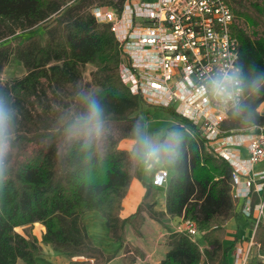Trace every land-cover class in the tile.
<instances>
[{
	"label": "trees",
	"instance_id": "1",
	"mask_svg": "<svg viewBox=\"0 0 264 264\" xmlns=\"http://www.w3.org/2000/svg\"><path fill=\"white\" fill-rule=\"evenodd\" d=\"M70 1L0 0V25L10 32L14 25L27 28L28 24L40 25L53 18L43 45L33 39L14 48L0 45V71L12 55L28 71L5 84L0 80V91L19 110L16 138L8 158L9 174L0 184V264H16L19 260L37 264L41 242L53 244L69 257L84 256L82 264H107L116 253H104L89 237L82 214L91 210H98L106 218L110 237L125 249V264H132L139 253L126 238V226L130 224L134 233L140 234L145 214L161 223L165 214L180 215L198 225L196 238L185 230L170 233V247L161 264L223 261L227 252L223 247L226 224L239 214L232 192L233 167L208 148L198 126L171 109L166 108L178 121L169 129L187 127L193 138L180 177L175 179L172 173L166 184V210L156 208L157 188L144 181L146 191L137 210L128 217L121 216L122 200L132 179H141V165L129 160L120 142L129 136L133 123L143 119L140 113L144 104L119 76L121 49L110 25L96 21L89 8L94 2L108 0ZM227 1L234 12L239 57L264 71V0ZM87 63L95 66L91 82L83 77ZM246 75L250 76V69ZM92 83L97 84L94 93L103 98L107 109L108 135L103 148L89 160L75 144L66 141L65 129L83 111L77 93ZM58 88L76 99L74 116H64ZM263 101L264 95L255 100L261 108L256 123L261 126ZM223 129L225 133L244 131L229 116ZM156 145L170 150L173 141L163 136ZM166 155L162 153L161 162ZM257 200H252L253 208ZM35 222L46 227L41 240L16 229ZM253 235L254 243L264 251L262 221ZM200 239L205 242L203 249Z\"/></svg>",
	"mask_w": 264,
	"mask_h": 264
},
{
	"label": "built area",
	"instance_id": "2",
	"mask_svg": "<svg viewBox=\"0 0 264 264\" xmlns=\"http://www.w3.org/2000/svg\"><path fill=\"white\" fill-rule=\"evenodd\" d=\"M89 8L96 21L110 25L119 42V76L129 92L140 96L143 104L171 109L199 127L208 148L232 165L233 196L245 198L241 211L254 217L256 227L264 215V171L255 170L264 161V125L225 133L228 115L210 104L202 88L209 75L238 62L241 46L233 31L231 4L227 0H108ZM244 150L247 156L242 155ZM169 177L162 167L152 183L163 187ZM254 192L263 197L253 208ZM185 222L183 230L196 238L197 223ZM254 244L253 240L246 249L237 244L236 264H248ZM259 257L264 259V254Z\"/></svg>",
	"mask_w": 264,
	"mask_h": 264
},
{
	"label": "clouds",
	"instance_id": "3",
	"mask_svg": "<svg viewBox=\"0 0 264 264\" xmlns=\"http://www.w3.org/2000/svg\"><path fill=\"white\" fill-rule=\"evenodd\" d=\"M237 63L228 68L218 69L209 75L202 84L209 102L223 111L242 130H254L261 108L255 100L264 95V71L255 64H248L237 56ZM250 69V76L246 72ZM91 88L83 86L77 93L83 104V111L72 119L66 129L65 138L69 144H75L79 153L91 160L92 156L103 148L108 135V113L103 98ZM18 108L9 104L7 95L0 91V184L9 174V155L16 138V118ZM143 123V127H142ZM147 121L138 119L133 123L125 153L129 160H135L143 166L145 174L154 175V167L161 161L162 153H167L163 163L165 170L173 173L175 179L181 175V168L189 150V141L193 138L187 127L169 129L173 145L169 150L152 143L144 128Z\"/></svg>",
	"mask_w": 264,
	"mask_h": 264
},
{
	"label": "crops",
	"instance_id": "4",
	"mask_svg": "<svg viewBox=\"0 0 264 264\" xmlns=\"http://www.w3.org/2000/svg\"><path fill=\"white\" fill-rule=\"evenodd\" d=\"M159 144V143H158ZM128 146L127 139H123L120 142V147L126 149ZM243 156H247L246 150L243 151ZM165 167L164 163L159 161L154 167V171ZM256 171H264V161L257 163L255 165ZM141 179L134 177L129 186L126 196L122 200L121 206V216L128 217L137 210L138 205L141 203L144 193L146 191L144 181L146 183L152 182L153 175H148L144 173L143 166L140 167ZM170 174H172L170 172ZM166 185L157 188V204L156 208L160 211L166 210L165 208V197H166ZM263 197L262 193L254 192L251 196L254 201L258 198L256 204H258ZM238 216L235 219L229 220L226 224V237L223 240V247L227 250L226 257L223 261L217 264H236V256L234 248L237 244H240L244 249L248 248L254 238L255 231V220L254 217L245 216L241 209L245 203V198H238ZM255 204V205H256ZM264 223V215L261 218ZM82 221L86 225L87 233L90 238L93 239L94 243L100 247L104 253L115 254L116 256L111 259L107 264H125L126 252L124 247L120 248V243L115 239L111 238L109 235V227L106 224V218L98 211L91 210L84 212L82 214ZM144 224L141 227V233H134V230L130 224L126 226V238L133 249L138 250L136 259L132 264H161V261L165 258L167 251L169 250V235L172 232H179L185 228V220L183 216H171L165 214L163 217V222H159L148 214H145ZM33 226V225H32ZM35 228L32 229L34 235L41 240L42 235L46 232V227L40 222H35ZM24 227H31L24 226ZM37 230L39 233H37ZM24 234V233H23ZM198 237V236H197ZM202 240V239H200ZM202 242L205 244L204 240ZM133 249L130 253L133 254ZM257 251V252H256ZM44 250H42V253ZM259 254H264L258 245L254 244L252 246V255L248 261V264H258L263 263L264 260L259 257ZM47 258V257H46ZM49 260L47 264H82L81 261L85 260L84 256L69 257L67 262L55 259ZM59 258V257H58ZM44 260L43 254L38 257L37 264H43ZM22 264H27L22 260ZM19 261L16 264H19ZM80 261L79 263H73Z\"/></svg>",
	"mask_w": 264,
	"mask_h": 264
},
{
	"label": "rangeland",
	"instance_id": "5",
	"mask_svg": "<svg viewBox=\"0 0 264 264\" xmlns=\"http://www.w3.org/2000/svg\"><path fill=\"white\" fill-rule=\"evenodd\" d=\"M53 18H49L46 21L42 22L40 25H30L28 24L27 28H20L17 25H14V31L10 32L4 26L0 25V45H7L11 48H14L16 45L20 43H24L29 39L36 40L38 43L43 45L47 39V28L53 23ZM95 69V66L91 63H87L85 67H83V77L86 81L91 82V72ZM28 73L26 67L23 62L17 59L14 55H12L9 61L3 66L0 71V80L3 84L7 83L9 80L15 77H22ZM91 88L90 90L94 92L98 89L96 83H92L87 86ZM56 93L58 94V100H60L61 107L63 109L64 116L69 118L74 116L76 112V99L68 97L64 94V92L58 88L56 89ZM141 110V117L144 121H147V127L144 128L146 134L150 135L151 141L153 144H160L162 137L168 138L169 127L174 125L178 120L164 107H156L153 105L144 104ZM36 226L24 227L19 226L16 229L21 233H29L33 234L32 229ZM37 233L39 231L37 230ZM200 247L203 249L204 243L202 240H199ZM42 253L44 256L43 264H47L49 260L55 259L67 262L68 255L65 254L64 251H58L55 249L53 244H45L43 242L40 243ZM257 252V251H256ZM47 257V258H46ZM59 257V258H58ZM264 260V259H263ZM19 264H22L19 261ZM263 264V263H258Z\"/></svg>",
	"mask_w": 264,
	"mask_h": 264
}]
</instances>
